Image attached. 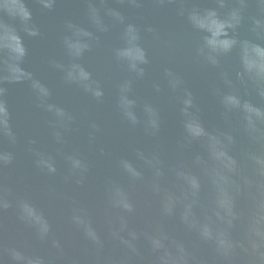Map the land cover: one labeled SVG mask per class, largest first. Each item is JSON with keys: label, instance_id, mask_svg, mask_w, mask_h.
<instances>
[{"label": "water", "instance_id": "water-1", "mask_svg": "<svg viewBox=\"0 0 264 264\" xmlns=\"http://www.w3.org/2000/svg\"><path fill=\"white\" fill-rule=\"evenodd\" d=\"M0 264H264V0H0Z\"/></svg>", "mask_w": 264, "mask_h": 264}]
</instances>
